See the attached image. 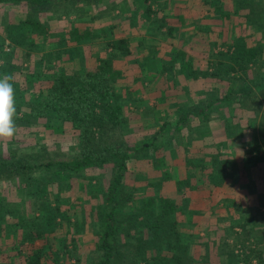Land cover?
I'll list each match as a JSON object with an SVG mask.
<instances>
[{
	"label": "rangeland",
	"instance_id": "rangeland-1",
	"mask_svg": "<svg viewBox=\"0 0 264 264\" xmlns=\"http://www.w3.org/2000/svg\"><path fill=\"white\" fill-rule=\"evenodd\" d=\"M255 1L257 9L264 6V0ZM72 3L68 10L69 13L63 12L65 10L63 4L62 8L58 10L60 12L49 11L37 14L36 18L46 26V36H44L46 39L39 37L37 45L31 47L24 43L14 47L6 42L2 49L3 52L5 51L4 54L13 51L11 61L20 66L13 74L14 79L24 85L28 84L29 88L33 87L35 93L53 82L52 73L55 68L81 73L87 68L95 67L100 61L110 58L114 68L124 71L118 81L113 84L115 93L120 95L124 107L122 126L117 133L121 143L139 148L144 143L154 142L152 134L155 127L160 129L163 127L156 139L161 147L149 148L153 153L134 152L133 158L128 161L125 184L130 188L127 191L133 192L137 197L131 204L135 205L142 202L144 197L155 195V185H152V182L155 181H151V178H155L157 169L169 167L170 161L175 159L173 155L176 153L170 147L173 144L181 145L187 141L186 137H184L186 139H180L179 135H182V131L186 128L177 132L179 130L177 114L173 112L175 104L169 106L171 101H166L177 89L186 86L184 83L168 85L177 74L174 60H177L179 55L187 60L188 56L182 54L181 50L192 51L195 55H198V50H200L201 55L210 56L208 58L210 63L218 62L222 67L229 68L235 66L234 50L240 45L236 42L238 38L243 37L244 43L248 47L253 45L254 48L260 45L264 47L263 27L255 29L253 25H250L255 21L250 24L246 22V19L249 18L250 8L245 0H213L208 4H205L203 0H149V2L145 0H100L99 3L91 4L87 1H78L76 5H72ZM149 5L153 10L151 13L146 11ZM223 6L233 8L236 12L227 19L219 10L222 8L224 11ZM26 13L25 2L0 3V36L5 33L2 26H5L6 21L21 20L25 18ZM253 17L260 18L257 14L251 16V18ZM169 26L174 27V36L169 33ZM75 28L81 32L90 31L91 35L76 42L74 35L70 34ZM123 37L131 41L129 45L133 54L122 55L110 46V41ZM147 44L152 46L151 52H144ZM163 44H165V48L161 49L164 47ZM157 49L159 50L156 51ZM168 50L172 57V63L167 60L169 68L164 71L166 74L163 75L166 80L163 81L160 76L162 57L159 56H162V52L168 54ZM29 52L32 53L31 57L27 55ZM58 55L60 57H56ZM50 58L52 60H49ZM261 58L263 62L264 50ZM192 63L193 61H191ZM263 71L264 68H261L258 63H250L246 69H238V66H235V69H230V72H224V74L234 78L230 86L236 88L235 86L242 84L251 86L256 84L255 82L262 81ZM184 73L186 74V70ZM186 78H190L189 69H187ZM198 83L195 80L191 81V87L196 89L199 87ZM241 88L239 87V90ZM254 90L253 94L247 96L248 102L244 101V105L250 110H246V113H242L239 117L237 113L230 119L226 128L223 126L222 133L227 137L226 148H224V144L221 147L218 143L217 149L223 150L222 154L227 155L232 161L234 159L232 157L235 156L234 160L238 165H241L243 173L248 174L251 178L247 184L248 188L252 187V190L260 195L264 192V164L256 163L252 159L253 157L249 156L251 147L248 142L252 139L251 128L254 125L258 126L260 119L264 118V85L258 87L255 85ZM31 92L32 90H25V95L29 97ZM146 92L151 93V100L145 101L140 96L136 97L139 94L144 96ZM155 97L156 99H152ZM135 98H140L142 101ZM236 99L238 100V97L233 96L220 105L225 106L228 102ZM150 102H153L154 107L147 110L146 106ZM179 105L183 107L186 105L188 109L195 111L199 102L180 100ZM257 107L261 110L259 115L254 111ZM240 110L238 109V112ZM214 111L215 109H212L210 112ZM144 112H152L159 122L158 125L141 123ZM19 116H22V113H19ZM255 116V120L252 119ZM145 120H152V117L148 115ZM192 121L199 123L194 117ZM192 121L190 122L192 123ZM16 124L18 126L15 139L0 138L2 156L22 161L23 164L26 162L32 166L46 164L50 161L54 163L51 166L26 168L25 173L22 171L20 176L15 173L0 180V204L6 209L3 213L5 222L9 220L8 224H0V264H22L19 262L24 259L21 258V253L26 254L31 247L28 230L21 224L14 225L12 222L16 218L19 219L22 213L26 215L27 219H33L38 225L41 222V228L45 230L42 236L38 237L35 245H42L49 240L61 246L58 250L59 260L54 264H94L98 259L97 256L101 253L97 247L100 242V234L104 230L103 218L107 217L109 213L108 207L105 206L104 196H106L107 186L115 171L113 164L109 162L89 165L79 171L61 169L58 162L72 159L79 151L77 135L70 123L53 119L47 121L40 118L33 124H19V121ZM242 127L244 128L243 133H241ZM247 129L249 134L246 135ZM193 134L194 132H191L189 136L191 137ZM263 140L260 136L259 141L263 142ZM206 141L212 140L208 138ZM170 150L173 159L169 158L170 155L168 157ZM237 150L240 152L236 153ZM240 155L243 156L242 159H240ZM162 157L165 158V163L160 159ZM149 159H152L154 167L151 163L147 164L150 162ZM210 166L212 167V165ZM237 171L239 173V169ZM200 184L204 186V182ZM232 187L231 195L237 198L236 189H239L240 186L232 185ZM244 188L248 201L247 203L243 202L250 205L249 202L254 199V196L250 198L248 188ZM176 190L173 182H169L167 193L172 195V199H177ZM208 194L209 191L205 189L201 197L206 198ZM216 196L215 204H218V200L222 197L219 192L216 193ZM234 200L239 203L238 199ZM211 201L213 203V200ZM225 205L227 206V202L224 207H226ZM129 206L126 208L128 212L137 209L136 206ZM243 214L246 217H251L252 220L256 219L259 223L264 222L260 213H254L248 207L243 209ZM226 215H223L224 217L220 214L217 216L219 217L217 226H222L220 222H224L222 221L224 218L226 220ZM181 217L185 219L184 216H179V220ZM180 225L183 226L181 222ZM183 229L187 231L182 235L183 243H196L194 247L202 253L208 249L206 248L208 245L204 244H212L214 247L211 239L216 234L219 237L218 229L215 227L212 232L205 228L197 230L198 236L194 235L190 229ZM222 231L226 232V236L233 234L230 230L222 229ZM234 232L238 238V248L246 237H250L248 244L253 242L255 234L261 235V241H264V230L260 228L253 229L249 226L248 229L242 230L237 227ZM26 235H28L27 238H24ZM201 243L203 246L199 245ZM210 252L212 253L213 249L210 248ZM129 264L135 263L129 261Z\"/></svg>",
	"mask_w": 264,
	"mask_h": 264
},
{
	"label": "trees",
	"instance_id": "trees-1",
	"mask_svg": "<svg viewBox=\"0 0 264 264\" xmlns=\"http://www.w3.org/2000/svg\"><path fill=\"white\" fill-rule=\"evenodd\" d=\"M68 1L0 0V3L25 2L27 12L25 18L18 21H6L5 26H2L5 33L0 36V59L3 60V63L0 60V76L8 74L13 77V74L20 67L11 61L13 51L4 54L5 51L3 52L2 48L6 42L14 47L24 43L33 47V45L39 43V37L46 36V26L40 19L36 18L37 14L49 11L60 12L58 10L62 8L63 4V7H65L63 12L69 13L71 2H73L72 5H76L78 1H87L89 4L100 2V0ZM145 1L149 2V0ZM212 1L203 0L205 4ZM245 3L250 8L249 18H247L248 21L246 22L250 24L255 21L254 24L250 25H253L255 29H259L261 26L264 32V6H260L261 9H257L255 0H245ZM151 7L149 5L146 11L151 13L153 11ZM224 8L225 12L222 8H219V10L227 19L236 12L233 8ZM256 14L260 18H251V16ZM261 14L263 17H261ZM168 31L171 36H174V27L169 26ZM70 34L74 35L76 42H80L82 39L89 37L91 32H81L75 28L72 29ZM244 41L243 37L238 38L236 42L240 43V45H237L238 47H235L234 50L238 69H246L250 63H258L261 68H264V61H261L264 50L263 45L255 46V48L253 47L254 45L247 47ZM129 44V39L124 37L110 41V46L118 50L122 55L132 54V48ZM31 54V52L27 53L30 57ZM49 60H52V58ZM188 67L191 66L189 65ZM167 68H163V73H165L164 71ZM229 68L232 70L235 69V66ZM229 68L222 67L217 63L213 69H209V67L207 69H189V75L192 78L215 79L219 84L217 89L220 95L215 100L200 101L195 111L190 109L184 111L178 105L173 110L177 114L178 127L180 124L181 127L188 124L189 121L193 120V117H198L199 113L202 114L203 119L208 120L209 112L212 109L216 108L220 102L230 100L233 96H237L238 100L230 101L226 105L232 107V109H241L243 113H246V110H250L246 108L244 101L245 103L248 102L247 96L254 93L255 85L257 87L264 85V71L263 73L261 72L262 81L255 82L256 84L251 86L242 84L234 88V86H230L234 78L224 74V72H230ZM122 73H124L123 70L120 71L114 68L113 61L110 58L100 61L95 67L87 68L81 73L55 68L52 73L53 82L42 87L38 93L34 92L33 87L30 86L31 89L28 84L24 85L20 81L17 82L13 77L16 91V123L19 121V124L29 125L30 123L38 122L40 118L47 121L53 119L70 123L73 130H75L78 139L77 149L79 151L72 159L58 162L61 169L79 171L89 165H100L109 162L114 166L115 171L107 186L106 196H104L105 206L108 207L109 213L107 217L103 218L104 230L100 234V242L97 247V250H100L101 253L97 256L98 259L94 264H129V261L135 264H264V241H261V235L255 234L254 241L249 244L248 239L250 237L244 238L238 248L239 242L235 236V226H230V229L224 230L233 232L234 235H228L229 238H232L233 243L227 244L226 252L222 251V246L224 245H220L219 242L213 244L214 247L211 244H204L208 245L206 248L209 250H205V253L196 257L194 243H183V230L179 221L182 210H179L180 206L176 200L160 194L144 197L142 202L131 205L137 197H135L133 192L127 191L130 188L125 184L129 166L128 161L133 158L134 152H144L154 145L160 132L158 131L154 134V142L144 143L139 148L121 143L117 133L122 126L124 107L120 95L115 93L113 84L118 81ZM28 80L31 79L28 78ZM239 87H242L241 90H239ZM25 90H32L29 97L25 95ZM258 103L260 105V101ZM258 107L254 110L257 115L261 111ZM19 113H22V116H19ZM255 118L256 116L252 119L255 120ZM251 129L252 139L248 142L251 147L249 156L253 157L252 159L256 163L261 162L264 164V140L263 142L259 141L260 136L264 139V118L260 119L258 126L254 125ZM243 132L244 128L242 127L241 133ZM247 134H249L248 129L246 130ZM241 137H243L242 134ZM11 139H15V135ZM53 163L50 161L46 164L32 166L26 164V162L23 164L22 161L8 159L0 153V180L15 173L20 176L22 171L25 173L26 168L51 166ZM228 165L227 162L226 166ZM202 168H206V166L202 165ZM219 169L225 173L223 179L220 182L214 179L213 183L215 186L224 187L226 183H231V180L229 182L225 181L232 172L223 166ZM211 171H206L205 173L209 175ZM255 196L256 198L254 197V202H252L254 213H260L264 219V192ZM127 206H136L137 209L128 212L126 210ZM0 207H2L1 204ZM5 210V207L0 209V224L9 223V220L5 222V214H3ZM25 216L22 213L19 219L16 218L12 221L14 225L21 224L28 230V238L31 241L30 249L27 250L26 254L21 253V258L24 259H21L22 261L19 260V262L22 264L57 263L60 257L58 250L61 246L49 240L42 245H35L36 240L42 236L45 230L41 228V222L38 225L33 219H27ZM257 224L260 229L264 230V222L259 223L255 219L254 225ZM240 225L242 230L248 229L246 223L243 226L242 224ZM218 232L219 234L224 232L223 236L225 239L227 238L226 232L222 231L221 228H218ZM27 236L24 238H27ZM210 248L213 249L212 253Z\"/></svg>",
	"mask_w": 264,
	"mask_h": 264
},
{
	"label": "crops",
	"instance_id": "crops-1",
	"mask_svg": "<svg viewBox=\"0 0 264 264\" xmlns=\"http://www.w3.org/2000/svg\"><path fill=\"white\" fill-rule=\"evenodd\" d=\"M246 21H247V19H246ZM165 44H163L164 47L161 49L165 48ZM151 47L152 46H150V45L148 46V44L145 45V51L144 52L150 51ZM158 50L159 49H157L156 51H158ZM198 51H199V54L195 55V53L192 51H187L185 49H182L181 53L186 54L188 56L186 58L187 60H185V58L180 56V55L178 56L177 60H174L175 68L177 70V74H176V77L171 81V83H168V85L169 84L172 86L175 84L181 85L182 83H184L186 85L185 88L177 89L176 92L172 93L170 96V99H166L167 102L171 101L169 103V106H174V104H175V109L179 105L180 100H182V101L186 100L189 102L190 101H193V102H200L201 101L202 102V101H207L210 99L215 100V98H217L220 95V93L217 89L218 83L216 82L215 79H211V78L205 79V78H201V77L197 78V79L192 78V77H190L189 79L186 78L187 69H193V68L207 69L208 67H209V69H213L216 66V64L218 63V62H216V63L211 62L210 63L209 59H208L210 56L207 54L201 55L200 50H198ZM133 53L134 52L132 50V54ZM159 53H160V51H159ZM166 53L162 52V56L161 55L159 56L160 58L162 57V60H161V63H162L161 67L162 68L160 70V76L162 77L163 81L166 80V78L163 75V74H166V72L163 73V68L169 67V65H167V60L171 61V59H172V57H170V51L168 50V54H166ZM193 54L195 57L193 56ZM191 61H193L192 64H191ZM171 63H172V61H171ZM189 65L191 67H188ZM234 65L238 66V63H236V61H234ZM184 70H186V74L184 73ZM185 78H186V80H185ZM194 80L199 82L198 83L199 87H197L196 89H193L191 87V81H194ZM140 83H141V81H140ZM163 83H165V82H163ZM141 85H142V83H141ZM155 90H156V88H155ZM150 94L151 93L146 92V94H144V96L142 94H139V95H136V97L140 96V97H142L143 100L149 101V100H151ZM163 98H165V97H163ZM163 98H157V99L164 100ZM135 99L142 101V99H140V98H135ZM152 99H156V97L152 98ZM220 104H221V102L219 103V105L216 106V108H214L215 109L214 112H209L210 115H209L208 121L203 119L202 114L199 113L198 117H195L199 123H194L193 121L191 123L189 121L188 124H185L183 127H181V124L179 125V127H178L179 130L177 132H180V130H183L186 128V130L182 131L183 132L182 135L179 134L180 139L181 138H183V139L187 138V141H184L181 145L180 144H178V145L173 144L170 147V149L174 150L176 153V155H173V157H175V159H173L172 153H171L172 151L170 150L168 157L170 155L171 157H169V158H172L173 160L170 161L171 164H169V167H167V168L160 167L159 169H157V175L154 176L155 178H151V181H155V182H152V185H155V187H154L155 191H156L155 195L161 194V195H164V196L171 198V199L173 197L171 194L167 193V186H168L169 182H173L174 186L177 189L176 190L177 191V196H176L177 199H174V200H176L179 203V206H180L179 210L180 211L182 210V214L180 216H184V218H185V219H183L181 217L179 221L183 224V226H182L183 228L190 229L191 232L196 236L199 235L197 230L204 229V228H205V230L212 232V230H214V227H215V229H218V228L230 229V226H235V229H236L237 227L242 228L240 224H242V226H243V224H245V223H246V226H248V227L250 226L253 229L254 228L255 229L260 228L258 224L254 225V220H252L251 217H249V216L246 217V215L243 214V209H245V207H248V209H250L251 211L254 212V206L252 203V202H254V199L251 202H249V204L251 203L250 205L244 204V202L247 203L248 198L246 197L247 195L244 193L243 188L244 187L248 188L247 184H249V182L251 181L250 176L246 173H243L241 165H238L237 162L234 160L235 156L232 157V158H234L232 161V159L229 158L227 155L222 154V153H224V152H222L223 150L217 149L218 143H219V146H221V147H222V144H224V148H226L225 143L227 141V137H225L224 133H222L223 126H225V128H226L230 119L233 116H236L237 113H238V115H237L238 117L241 116V114L243 113V110H240L238 112V110L232 109V107H229L228 105L222 106ZM180 106L184 109V111L189 110L186 105L184 107L182 105H180ZM144 107H145V105H144ZM153 107H154L153 102H150V104H148L146 106V109L151 110V109H153ZM190 110L193 111L192 109H190ZM148 115L152 117V120H145V117ZM142 116L144 117L143 118L144 121L141 120V123L145 122V124H149L152 126H157L159 123L155 119V116L152 112H144V114ZM210 116H211V118H210ZM162 129H163V127L161 129L155 127L154 132L152 134V137L158 131L162 132ZM191 132H194V134L191 135V137H190L189 135ZM226 133H227V131L225 132V134ZM205 136L210 138V140H212V141H206L208 138L206 140H204V138H206ZM184 137H186V138H184ZM156 146L161 147L159 145V143H157L155 141L154 145H152L150 147V149L155 148ZM144 152L153 153V151L149 150V149L144 151ZM238 152H240V151L237 150L236 153H238ZM233 153H234V151H233ZM242 158H243V156L240 155V159H242ZM160 159H162L163 163H165L164 157H162ZM220 160L223 162L221 163ZM238 160H239V158H238ZM149 161L150 162H147V164L151 163V165L153 166L152 159H149ZM227 162L229 164L228 166H226ZM202 165L206 166V168H202ZM210 165H212V167ZM222 166L225 167L226 169L228 168V170H230L232 172L231 175L228 178H226V181H225V182H227V181L229 182L231 180V183H228V184L226 183V185L224 184L225 185L224 187H219V186H215V184L213 182H214V179H217L219 182L223 179V176L225 173L223 171L221 172L219 169ZM238 169H239V173L237 171ZM206 171H208V172L211 171V172L208 175L207 173H205ZM248 178H249V180H248ZM201 182H204V186H202L200 184ZM232 185H236L237 187L240 186L239 189H236V197L237 198H234L235 196L231 195L233 193ZM205 189H206V191H209V194L206 196V198L201 197V196H203L202 194L204 193ZM248 190H249L248 193L250 192V198H252L253 196L256 198L255 195H259L254 190H252V187L248 188ZM215 192L216 193L219 192V194L222 197V198H220V200H218V202H219L218 204H215V202H217V200H215V199H217ZM234 199H238L239 203H238V201H236ZM211 200H213V203ZM207 202H210V203H207ZM226 202H227V206L225 205L226 207H224V204ZM219 214L222 216L223 215L225 216L227 214L226 220H225V218H224V220H222L224 222L225 221H227V222H225V224H224V222H220V223H222L221 224L222 226H217V224L219 223V221H218L219 217H217V216ZM221 219H223V218L221 217ZM183 228H182V230H184ZM183 233H187V231L184 230ZM223 233L219 234V237L215 233L216 235L213 236L211 241L213 242V244H216L217 242H219L220 245L223 244L224 246H222L223 247L222 251L226 252L227 244L233 243V240H232V238H229L228 235H227V238L225 239L223 236ZM207 239L210 240V238H207ZM194 244H196V243H194ZM202 244L203 243H201L199 245L203 246ZM197 254H198V256H201L203 253L198 252L196 250V247H195V256L196 257H198Z\"/></svg>",
	"mask_w": 264,
	"mask_h": 264
},
{
	"label": "clouds",
	"instance_id": "clouds-1",
	"mask_svg": "<svg viewBox=\"0 0 264 264\" xmlns=\"http://www.w3.org/2000/svg\"><path fill=\"white\" fill-rule=\"evenodd\" d=\"M16 113V91L13 77L5 74L0 76V138L10 139L16 134Z\"/></svg>",
	"mask_w": 264,
	"mask_h": 264
}]
</instances>
